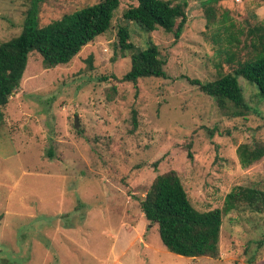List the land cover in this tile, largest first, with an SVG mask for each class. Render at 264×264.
<instances>
[{
	"label": "rangeland",
	"instance_id": "obj_1",
	"mask_svg": "<svg viewBox=\"0 0 264 264\" xmlns=\"http://www.w3.org/2000/svg\"><path fill=\"white\" fill-rule=\"evenodd\" d=\"M170 1L186 3L178 39L125 21L137 2L120 0L110 28L68 64L47 68L29 55L0 120V264H264V213L224 215L213 259L169 252L140 209L168 171L199 211L221 208L235 186L264 190V157L243 168L236 151L264 144L256 87L238 78L249 110L236 115L190 83L214 81L253 55L248 31L264 27V0ZM98 2L45 0L39 25ZM28 7L0 0V43L19 34ZM123 26L137 50L156 45L166 78L121 80L131 55L118 48Z\"/></svg>",
	"mask_w": 264,
	"mask_h": 264
},
{
	"label": "trees",
	"instance_id": "obj_2",
	"mask_svg": "<svg viewBox=\"0 0 264 264\" xmlns=\"http://www.w3.org/2000/svg\"><path fill=\"white\" fill-rule=\"evenodd\" d=\"M44 2L29 0L19 34L0 43V120L2 108L20 86L31 53L40 55L47 68L68 64L83 47L110 28L120 4V0H99L92 6L64 14L40 26L38 15ZM136 2V6L124 11L125 21L134 23L146 33L161 28L167 33L173 32L176 39L180 37L186 23L185 2ZM220 30L227 31L223 21L219 23ZM248 33L255 46L252 56L239 62L231 73L214 81L190 80L191 84L213 98L221 109H227L231 104L236 115L249 110L238 83L239 77L254 85L258 96L264 100V27L255 26ZM117 37L120 51L123 54L131 52L130 69L122 81L136 84L143 78H166L165 61L159 57L156 45L148 44L143 50H137L124 26L119 28ZM227 38L228 42L233 39L231 35ZM133 120L135 124L134 117ZM236 151L240 165L245 168L264 157V144H241ZM140 209L147 221L157 225L160 241L169 252L188 258L206 256L214 259L218 257L222 217L241 210L264 213V190L235 186L225 195L221 208L199 211L192 206L176 172L168 171L154 178L140 200Z\"/></svg>",
	"mask_w": 264,
	"mask_h": 264
},
{
	"label": "water",
	"instance_id": "obj_3",
	"mask_svg": "<svg viewBox=\"0 0 264 264\" xmlns=\"http://www.w3.org/2000/svg\"><path fill=\"white\" fill-rule=\"evenodd\" d=\"M75 126H78L77 118L75 119Z\"/></svg>",
	"mask_w": 264,
	"mask_h": 264
}]
</instances>
